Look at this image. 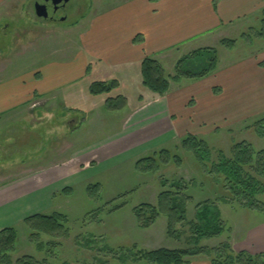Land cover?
I'll return each instance as SVG.
<instances>
[{
  "label": "rangeland",
  "instance_id": "rangeland-1",
  "mask_svg": "<svg viewBox=\"0 0 264 264\" xmlns=\"http://www.w3.org/2000/svg\"><path fill=\"white\" fill-rule=\"evenodd\" d=\"M34 1L23 4L18 0L0 11V89L7 87L2 82L10 80L24 82L18 91L38 89L36 83L28 84V76L36 75L50 63L75 62L79 54L77 46L90 28L92 18L112 3V0H69L63 10L59 9L52 19L46 21L35 14ZM263 19L264 12L256 14L249 23H242L245 26L239 27L240 23L229 34L221 36L220 39L235 41L230 49L210 39L207 44H190L171 51V55H163L161 59L157 58L161 62L157 61L167 75L174 76L177 62L184 57L179 58V55L196 46L212 45L198 48V57L191 59L185 69L195 70L199 64L206 66L214 54L208 53L211 50L215 52L220 68L250 56L259 57L264 53V39L257 36ZM94 64L90 59L88 75L77 87L61 89L43 99L36 96L0 116V187L31 175L30 178H37L46 169L64 165L72 153L79 154L87 143L92 150L85 156L95 153L98 159L97 165L94 162V166L87 163L81 166L86 171L71 187V192L57 194L53 200L54 211L46 213L64 215L68 221L64 225L67 231L55 233V237L45 234L31 237L32 231L21 223L15 227L14 249L7 253L12 264L25 256L38 262L45 260L48 264H148L139 259L141 254L159 249H212L223 245H230L235 252L233 247L245 231L264 221V212L242 206L230 197L222 188V180L207 174L192 153L181 148L186 135L164 145L157 143L147 152L125 155L118 162L108 159L104 145L98 141L116 133L119 125L126 121L123 119L141 110L139 105H148L158 96L143 86L139 73L131 82L116 74L108 78L104 72L96 75ZM111 81H116L117 87L109 93L95 98L88 93L91 83L109 84ZM118 95L126 99L124 107L108 110L106 99ZM70 97L74 100L69 101ZM225 107L223 111L227 114L238 110L231 102ZM89 120L91 122L86 123ZM263 120L264 112L238 123L233 117L215 130L205 126L198 132L194 130L196 134L191 135L207 144L215 161L217 151L228 155L232 145L241 142L249 143L256 151L264 150ZM78 127L79 132L69 134L71 129ZM101 147L104 150L97 152L96 149ZM162 148L178 156L182 162H172L170 157L167 162L165 157V163L159 165L158 171L136 169L138 160ZM172 184L184 188L181 189L182 195L188 202L186 220L176 224L177 235L169 237L164 214L152 223L147 222L145 216L139 222L134 210L144 204L157 206L161 192H175L170 189ZM257 199L264 206V194ZM205 202L212 204L204 205ZM199 206L201 209L216 208L219 212V219L223 222L220 235L195 237L189 222H197ZM144 224L149 226L142 228L140 225Z\"/></svg>",
  "mask_w": 264,
  "mask_h": 264
},
{
  "label": "crops",
  "instance_id": "crops-1",
  "mask_svg": "<svg viewBox=\"0 0 264 264\" xmlns=\"http://www.w3.org/2000/svg\"><path fill=\"white\" fill-rule=\"evenodd\" d=\"M20 1L24 4L29 0ZM14 2L18 0H0V11ZM111 2L110 7L96 13L89 23L90 28L77 46L79 54L75 62L50 63L36 75L28 76V84L36 83L38 89L18 91L23 88V81L1 83L7 85L0 89L1 115L10 113L36 96L43 99L61 89L82 84L88 75L90 59L95 63L96 75L104 72L106 77L111 78L116 74L131 82L138 73L141 77L144 58L159 60L163 55H171L169 52L190 44H207L206 41L210 39L220 42L224 39H220L221 36L229 34L233 27L240 23L239 27H243L245 25L242 23H249L251 17L264 12V0ZM209 46L212 45L203 47ZM203 47H193L179 58ZM262 63L264 53L222 68L216 63L215 70L201 79L171 82L168 92L157 95L158 98L148 105H139L141 110L123 119L126 121L119 125L116 133L102 138L98 143L104 145L108 159L118 162L125 155L154 149L152 147L157 143L164 145L187 134H196L194 130L198 132L205 126L215 130L233 117L238 123L259 115L264 112ZM70 100L74 98L70 97ZM228 102L238 110L232 114L225 113L223 109ZM80 127L71 129L69 134H75L76 130L79 132ZM86 145L79 154L72 153L64 165L46 169L37 178H30L31 175L0 187V231L17 227L24 219L36 214L54 211L53 200L58 192L72 187L86 171L81 166L86 163L94 166V162L97 165L95 153L85 156L86 152L92 150ZM104 147L96 149L97 152L103 151ZM235 246L236 253L264 254V221L249 227ZM190 264H210V261L198 257L192 259Z\"/></svg>",
  "mask_w": 264,
  "mask_h": 264
},
{
  "label": "trees",
  "instance_id": "trees-1",
  "mask_svg": "<svg viewBox=\"0 0 264 264\" xmlns=\"http://www.w3.org/2000/svg\"><path fill=\"white\" fill-rule=\"evenodd\" d=\"M262 21L261 30L257 33L259 38L264 39V19ZM235 41L223 39L220 45L226 49L234 46ZM211 50L208 53L215 52ZM199 50L193 52L191 56H184L180 59L175 67V75L170 76L165 73L163 66L151 57H146L141 63V79L142 84L155 95L162 96L168 92L171 82H178L181 79L192 80L201 79L208 76L216 68L217 59L211 56L206 66L196 67L195 70L185 69L189 61L198 57ZM208 55V54H207ZM261 65H264L262 63ZM117 87L116 81L93 82L88 87V93L91 96H98L109 93ZM126 99L123 96L108 98L105 101L108 110H121L125 105ZM1 116V114H0ZM264 121V120H263ZM181 148L191 152L195 160L201 168L211 176H217L222 180V188L227 191L230 197H233L242 206L256 209L264 212V206L257 199L259 195L264 194V150L256 151L245 142L233 144L229 154L223 151H217L215 161L212 160L213 155L207 144L199 138L187 134L181 141ZM169 157L172 162L180 164L182 160L178 156L172 155L167 149H161L159 152L151 153L150 156L138 160L135 164L137 170L141 172L158 171L159 165L164 164V158ZM170 189L175 192L164 191L158 195L157 206L148 204L141 205L135 209V217L137 221H142L143 216L147 222H154L160 214H164L167 218V233L169 237L176 234L175 225L183 223L186 220V203L188 199L182 195L179 185H173ZM72 190L71 187L65 188L58 194L67 195ZM205 202L204 205H211ZM197 208V222H189L193 234L204 238H214L222 232L223 222L219 219V212L216 208L202 207ZM67 218L57 212L50 215L36 214L23 220V224L32 231L31 237L39 234L54 236L55 233L67 231L64 225ZM146 228L149 225H140ZM177 235V234H176ZM17 239V231L15 227L5 228L0 231V264H12L7 256L9 251L14 249ZM203 257L210 261V264H264V254L250 255L245 252L236 253L230 245H223L219 248L197 247L182 250H165L159 249L152 252H146L140 255L139 259L144 260L148 264H190L194 258ZM15 264H48L45 260L38 262L30 256H25Z\"/></svg>",
  "mask_w": 264,
  "mask_h": 264
},
{
  "label": "water",
  "instance_id": "water-1",
  "mask_svg": "<svg viewBox=\"0 0 264 264\" xmlns=\"http://www.w3.org/2000/svg\"><path fill=\"white\" fill-rule=\"evenodd\" d=\"M67 1L68 0H36L34 3V10L37 17L49 21Z\"/></svg>",
  "mask_w": 264,
  "mask_h": 264
},
{
  "label": "flooded vegetation",
  "instance_id": "flooded-vegetation-1",
  "mask_svg": "<svg viewBox=\"0 0 264 264\" xmlns=\"http://www.w3.org/2000/svg\"><path fill=\"white\" fill-rule=\"evenodd\" d=\"M68 2H69V0L63 5V7L61 8V10L64 9V6H66Z\"/></svg>",
  "mask_w": 264,
  "mask_h": 264
}]
</instances>
